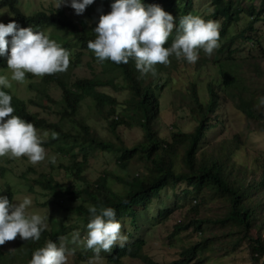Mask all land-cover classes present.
Instances as JSON below:
<instances>
[{"label": "trees", "instance_id": "16d2710c", "mask_svg": "<svg viewBox=\"0 0 264 264\" xmlns=\"http://www.w3.org/2000/svg\"><path fill=\"white\" fill-rule=\"evenodd\" d=\"M99 1L103 0H94L82 15H77L75 12L71 15L72 9L66 10L63 6L58 10L51 8L48 12L25 14L20 9L21 0H0V10H5L8 15L3 23L7 24L15 20L24 28H51V39L71 53L70 66L66 72L44 75L40 77L39 82L29 85L36 92L37 104L46 101L53 103L54 108L57 109L55 113L57 122L49 123L31 113L29 109L31 100L25 101L15 96L10 88L2 89L12 96V106L15 109L13 114L33 123L37 130H47L49 136L44 140L43 147L46 150L55 148L60 154L58 157L66 159L68 163L67 165L58 160L59 168H62V173L67 176L69 184L58 182L55 176L40 174L38 179L30 180L28 191L34 193V190L39 188L51 199L50 203L57 205L65 213L67 212L66 214L72 213L71 217L74 215L86 221L89 218L90 205L97 208L112 207L119 222L125 224L127 221L133 228H137L140 212L148 213V208L154 200L161 202L159 196L162 190L178 189V193L174 194V204L169 207L159 204L161 208L150 217L151 224L158 225L166 221L174 210H180L185 203L193 201L194 205L189 210L193 218L187 223L177 224L173 235L192 229V235L200 240L185 248L180 253L179 259L168 264H204L203 253L212 251L216 246L228 252L234 251L242 243L246 244L250 264H264V197L262 196L264 170L257 181H247L244 171L243 173L228 165L227 158L230 157L231 151L221 153L226 157L225 159L211 157L205 151H200L205 133L219 124L216 119L214 124L210 123L211 115L220 101L219 93L227 96L225 99L230 100L234 110L242 115L247 123H258L264 129L263 113H255L254 100L242 96L247 90L236 66L237 56L233 57L235 53H243V44L250 43L258 50V57L264 61V48L259 39L261 32L255 28L258 23H264V0H210L212 12L204 19L219 23V41L223 43L217 52L226 50L228 54L227 61L214 60V63H217L216 69L222 89L207 82L208 99L203 103L195 83L190 84L188 97L184 95L180 97V107L184 105L188 108L197 125L188 133L174 132L171 141L159 137L154 129V123L160 112L157 92L162 88L157 83V79L163 68L156 65V76L150 73L142 76L136 69L134 60L130 59L128 64L119 65L110 60L100 62L94 52L87 48V42L95 38L93 30L97 26L99 16L96 18L95 26L90 25L89 21L94 18L95 4ZM141 2L145 6L159 5L172 16L179 12L180 17L189 13L195 15L192 12L193 0H141ZM242 19L245 22L228 37L230 34L228 28L237 25ZM67 35L70 40H65ZM84 51L91 58L90 62L97 63L102 70L94 73L91 78H76L72 81L71 73L76 69ZM207 58L209 56L201 50L199 59L195 62L197 71L208 65ZM247 58L249 57L240 56L239 60L243 62ZM5 63L6 57L0 56V66ZM249 65L262 78L263 94L264 71L260 70L259 63H255V59L249 62ZM118 80L122 83L119 84ZM107 86L113 87L116 91H128L126 108L118 114V117L114 116L116 99L98 90ZM54 87H58L61 91L59 103H55L49 94L50 88ZM85 99L92 101L97 115L107 122V128L112 134L116 133L120 125L130 127L134 124L141 129L142 140L131 148H126L120 141L114 144L101 140L97 137V132L93 131L84 120L75 121L80 104ZM48 109L51 111V108ZM126 111L130 113L126 114ZM132 116L136 118L135 121ZM52 131L59 134L58 139L51 138ZM96 152L115 155V163L123 171V175L113 178L123 186L121 192L108 186L107 173L92 182L84 178V172L90 167L89 158H93ZM4 161L6 162V159L0 157V180L7 172ZM133 163H138L139 167L131 171ZM0 195L7 196L10 200L13 197V193L7 190L1 181ZM258 196H262V201L258 203L252 201V198ZM206 201L219 202L212 217L199 214L201 205ZM49 225L51 229L44 230L38 241L19 239L14 255L3 251V245L0 246V264H14L18 257L28 264L35 250L44 247L49 240L59 245L58 238L67 234L68 229L73 230L72 227L59 224L55 220ZM125 228L126 226H123L122 231ZM143 245V239L125 244L124 247L113 251L107 257V262L118 264L122 258L131 257L141 258L144 264H159L141 256Z\"/></svg>", "mask_w": 264, "mask_h": 264}, {"label": "rangeland", "instance_id": "374dc122", "mask_svg": "<svg viewBox=\"0 0 264 264\" xmlns=\"http://www.w3.org/2000/svg\"><path fill=\"white\" fill-rule=\"evenodd\" d=\"M56 3L57 0H22L20 9L23 10L25 14H32L39 11L48 12L51 8H56ZM111 4L112 3L110 2L109 7ZM243 4L244 3H242V5ZM62 6L66 10L72 9L70 6ZM95 6L93 14L94 18L89 21V24L93 26L96 24V18L100 16L101 13L106 12L104 11L106 10L104 6L98 4H95ZM73 10L74 9H72L73 13H70L71 15L75 12ZM110 11L111 9H109V12ZM192 12L202 18L208 16L212 12V4L210 0H193ZM178 14H180V12ZM7 18L8 15L5 13V10H0V22H5ZM244 22L245 20L242 19L237 25H233L231 28L229 27L228 30L230 34L228 37L232 36ZM255 28L261 32L259 39L264 48V23H258L255 25ZM33 30L44 31L45 34L50 37L51 28H33ZM70 39L71 38L67 35L65 40ZM222 43L223 41H219V47ZM243 46L244 49L242 54L235 53L233 55V57L237 56L236 66L239 69V76L242 79V83L246 86L247 90L242 96L253 99V103L256 105L254 110L255 113H263L264 115V105H259V98L264 97V93L262 94L261 92L262 78L260 75H257L251 65H249V62L255 59V63H259L260 70L264 71V61L258 57L259 52L254 49L253 44L245 43ZM219 47L214 50L209 58H207L208 65L199 71H197L196 63L190 64L187 61L177 59H174V67H171L170 65L164 66L165 69L160 73L159 78L157 79V83L162 86L161 90L157 92L160 102V112L154 123V129L159 137L171 141V136L174 132L181 131L182 133H188L196 127L197 122L193 120V114L184 105L180 107V97L182 95L186 98L188 97L190 84L195 83L199 98L203 103H206L208 99L206 91L207 82H211L222 89L216 69L217 63H214V60H226L228 54L226 50L218 53L217 50ZM240 56H248L249 58L242 62L239 60ZM90 60L91 58L85 53L81 61V66L73 70L71 73L72 81L76 78H91L94 73H98L102 70L97 63L93 62L90 64ZM6 73L10 76L8 69L0 71V75ZM39 79L40 77L26 73V82L21 84L13 81V88L11 87L10 89L15 96L25 101L31 100L32 104H29L31 113L36 114L49 123H55L57 122V115L55 114L57 109L54 108L53 103L46 101L37 104L36 92L29 87L30 84L39 82ZM117 82L119 84L122 83L121 80H118ZM155 84L156 82H154V85ZM98 90L116 99L117 105L115 106L114 116L118 117V114L126 108L125 100L129 97L128 91H116L110 86L102 87ZM49 94L55 100V103H59L61 91L58 87L50 88ZM219 95L220 101L217 103L218 106L215 108V112L212 113V119L210 120V123L214 124L216 119L219 124L205 133L200 151H205L207 155L221 159L226 158L221 155V153L231 151L229 154L230 157L227 158L228 165L232 168H236L238 171H244L245 173H243L246 175L247 181L255 182L259 179L264 170L263 126L254 122L247 123L245 121L246 119L234 110L230 100L225 99L227 96H224L223 93H219ZM48 108H51V111ZM52 108H54L53 111ZM57 108L59 109L58 105ZM129 113L130 112L126 111V114ZM80 119L84 120L93 131L97 132V137L105 142L109 141L116 144L120 141V143L126 148H131L140 142L143 137L141 129L134 124L130 127L120 125L116 129V133L112 134L107 128V122L97 115L94 104L90 99H85L80 104L75 121ZM132 119L134 121L136 120L134 116H132ZM45 131L47 130H38L42 138ZM45 139L46 138H44V140ZM75 152H77L76 149ZM46 153L47 156L45 160L36 165H32L26 157L17 159H10L7 156L4 157L6 159L4 165L7 167V172L0 181L4 184L7 190L13 193L14 202L21 201L25 196H29L32 199V205L29 207V212L48 216V230L51 229L49 224L53 220L59 224L72 227L73 230L70 231L68 229L67 234L59 237L65 238V242L69 249H75L74 255L69 256L67 264H89L94 253L91 250L86 249L84 244L80 241L76 243L72 242L73 234L76 232L80 233V240H83L87 231L86 225L88 221H86V219H80V217L74 215L71 217L72 213L66 214L67 212L65 213V211L57 205L50 203L49 200L51 199L45 195L46 193H42L39 188H36L34 193L28 191V185H31L30 180L38 179L40 174L55 176L58 182H63L65 185L70 183L67 176L62 173V168H59L60 162L58 160L67 163L66 159L58 157L60 154L57 153L55 148L47 149ZM53 156L56 160L55 164L50 162V158ZM89 163L90 167L84 172V178H87V180L92 182L98 180L104 175V173H107L109 174L107 177L108 186L115 191H122L123 186L113 178L114 176L123 175V171L115 163V155L113 153L96 152L93 158H89ZM133 164L131 171H134L136 167H139L138 163ZM175 193H178V189L172 190L166 188L162 190L159 196V200H161L162 203L154 200L148 208V213H144L143 211L140 212V217L137 221V226L139 227L138 232H134V228L128 224L127 221H125V224L121 223L122 226H126V235L128 232L131 234V237H128V240H131L137 235L144 237L145 246L143 248V254L148 256L150 260L159 264H167L179 259L180 253L185 248H188L190 245H193L200 240L195 235H192V229L173 235V230L177 224L180 222L187 223L193 218L189 213L190 208L194 205L193 201H191V203H185V206L180 210H174L172 215L166 221L159 223L158 225L151 224L150 217L156 214L158 208H161L159 204H162L165 207L174 204ZM262 196L264 197V195ZM262 196L252 198V201L258 203L262 201ZM197 202H199V199ZM218 205V201H206L200 207V216H214ZM18 238L19 237L17 236L14 241L5 242L2 250L14 255L16 253L15 249L18 243ZM59 238L58 240L60 242ZM101 257L102 259L95 261L94 264H110L107 262L106 252H102ZM203 257L205 259L204 264H250L245 243H242L236 250L229 252L225 251L224 248L216 246L212 251L203 253ZM14 264L26 263L18 257ZM120 264L144 263L139 259L127 258L123 259Z\"/></svg>", "mask_w": 264, "mask_h": 264}, {"label": "clouds", "instance_id": "9594fccd", "mask_svg": "<svg viewBox=\"0 0 264 264\" xmlns=\"http://www.w3.org/2000/svg\"><path fill=\"white\" fill-rule=\"evenodd\" d=\"M93 3L94 0H57L55 7L58 10L62 5L70 6L77 15H82ZM96 4L104 6V11L108 13L99 16L93 30L95 38L87 42V48L94 52L100 62L110 60L119 65L128 64L131 59L142 76L149 73L156 76V65L164 70V66L173 67L174 59H184L194 64L201 50L211 56L219 47L220 25L215 20H205L192 14L180 17L176 13L172 16L159 5L145 6L141 0H103ZM70 55L68 49L44 31L20 27L15 20L7 24L0 22V56L6 57V63L0 66V71L8 69L10 72V76L8 73L0 75V157H26L32 165L45 160L47 153L43 143L49 132L45 131L42 138L33 123L14 115L12 96L2 89L11 88L13 81L25 83L26 73L43 77L66 72L70 66ZM83 56L76 69L81 66ZM259 105H264V97L259 98ZM50 135L52 139L59 137L55 131ZM50 162L55 164L54 156ZM31 205L29 196L19 202H14V197L10 200L7 196H0V246L14 241L17 236L18 242L19 239H40L41 233L48 227L49 218L30 213ZM88 212L87 231L83 240H80V233L76 232L72 242L80 241L94 253L89 264L102 259V252H106L107 259L113 251L136 239H143L141 256L150 260L143 254L144 237L137 235L128 240L131 234L126 235L125 230L122 231L123 226L116 219L114 208L90 205ZM138 231L139 227L134 228V232ZM59 239V245L49 240L44 247L35 250L28 264H67L75 249L67 247L64 237ZM127 258L137 259L124 257L121 261ZM139 260L143 262L141 258Z\"/></svg>", "mask_w": 264, "mask_h": 264}]
</instances>
